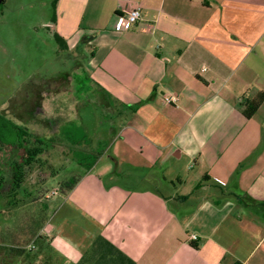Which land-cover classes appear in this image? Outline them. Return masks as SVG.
<instances>
[{
  "label": "crops",
  "instance_id": "obj_1",
  "mask_svg": "<svg viewBox=\"0 0 264 264\" xmlns=\"http://www.w3.org/2000/svg\"><path fill=\"white\" fill-rule=\"evenodd\" d=\"M133 8L139 21L118 30ZM56 13L62 49L86 53L93 89L117 127L54 208L85 220L67 262L125 264L105 239L134 264H264V100L250 118L241 109L264 91V0H57ZM67 78L49 81L41 126L52 124L49 110L57 120L79 106ZM63 94L70 102L62 109ZM166 95L178 99L164 103ZM64 142L56 141L62 151ZM128 165L150 186L103 181Z\"/></svg>",
  "mask_w": 264,
  "mask_h": 264
},
{
  "label": "rangeland",
  "instance_id": "obj_2",
  "mask_svg": "<svg viewBox=\"0 0 264 264\" xmlns=\"http://www.w3.org/2000/svg\"><path fill=\"white\" fill-rule=\"evenodd\" d=\"M2 7L0 168L4 183L0 192V264L3 259L6 264H70L67 257L72 255L71 246L77 243L75 239L85 220L67 210L55 216L54 208L65 200L68 184L83 167L95 163L107 149L117 127L110 125V114L99 102L106 97L93 89L85 67L86 53L64 50L56 41L50 19L52 0H6ZM64 73L72 76V83L67 78L66 82L62 79V85L72 86L80 104L73 111L71 106L65 108L70 101L63 94L65 118L55 120L52 109L46 114L51 126H41L37 119L41 97H53L48 93L49 81H59ZM43 91L46 93L40 94ZM15 126L26 127L36 139L42 138L48 148L47 155H39V161L25 167L21 182L13 181V162L29 147L38 146V142L33 136H24ZM15 139L27 141L22 142L23 147L7 146ZM60 139L67 140L64 153L56 143ZM10 150L17 155L9 154ZM101 158L113 172L118 169L108 156ZM46 159L54 162L53 167L42 166L40 162ZM79 159L81 166L76 164ZM123 169L129 171L121 177L103 175V181L112 184L119 179L134 187L150 186L143 170L129 165L120 167ZM20 184L21 188L15 191L14 187ZM11 200L15 203L11 204Z\"/></svg>",
  "mask_w": 264,
  "mask_h": 264
},
{
  "label": "trees",
  "instance_id": "obj_3",
  "mask_svg": "<svg viewBox=\"0 0 264 264\" xmlns=\"http://www.w3.org/2000/svg\"><path fill=\"white\" fill-rule=\"evenodd\" d=\"M6 0H4L1 4H0V12L3 9V4L5 3ZM57 0H52V13L50 16V19L52 22L56 21V16H57ZM55 38L56 41L58 42L59 46H61L62 48L66 47V41L65 39L60 36L59 34H55ZM264 100V91H261L254 99L251 100H247L245 103L241 104V109L243 111V114L250 118L254 115V113L256 112V110L258 109V107L260 106V104L263 102ZM15 128L18 129V131L23 132L24 136L26 137H30L31 133L29 131H27L26 127L21 128V127H17L15 126ZM38 142V146L35 147H29L26 151H24V155H22L16 162H13V181L14 182H21L23 180V177L25 175V167L28 166H32L34 163H36L38 161V156L40 154H42L43 152V147H41L40 145L44 144L42 141H38V139H35ZM27 140H18L15 139L13 142L11 143H7V146H17V147H23L22 142H26ZM19 143V144H18ZM2 149L0 147V153H1ZM4 181H3V171L0 168V192L2 191L1 186L3 185ZM14 184V183H13ZM20 189L21 188V184L18 187L16 185V187H14V190L16 191V189ZM17 189V190H18ZM15 203V201L11 200V204ZM103 240V239H102ZM102 246H107L108 248L117 251V253L119 254V256L122 258V261L125 264H134V262L127 257L125 254L121 253L112 243H110L107 240H103V242L101 243ZM3 264H6V262H4L3 259Z\"/></svg>",
  "mask_w": 264,
  "mask_h": 264
},
{
  "label": "built area",
  "instance_id": "obj_4",
  "mask_svg": "<svg viewBox=\"0 0 264 264\" xmlns=\"http://www.w3.org/2000/svg\"><path fill=\"white\" fill-rule=\"evenodd\" d=\"M141 18V11L139 8H133L129 11H127L126 14L121 15L118 19V25L117 29L120 31H125L128 30L132 24L136 23L139 21ZM177 96L175 95H166L163 98L164 103H175L177 101ZM193 239H196V235L192 236Z\"/></svg>",
  "mask_w": 264,
  "mask_h": 264
},
{
  "label": "water",
  "instance_id": "obj_5",
  "mask_svg": "<svg viewBox=\"0 0 264 264\" xmlns=\"http://www.w3.org/2000/svg\"><path fill=\"white\" fill-rule=\"evenodd\" d=\"M4 0H0V4L3 2Z\"/></svg>",
  "mask_w": 264,
  "mask_h": 264
}]
</instances>
